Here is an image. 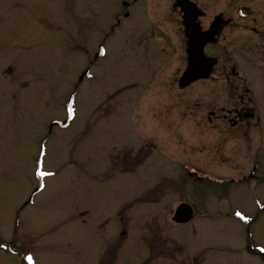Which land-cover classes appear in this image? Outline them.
<instances>
[{
	"label": "rangeland",
	"instance_id": "rangeland-1",
	"mask_svg": "<svg viewBox=\"0 0 264 264\" xmlns=\"http://www.w3.org/2000/svg\"><path fill=\"white\" fill-rule=\"evenodd\" d=\"M122 1L0 0V264H264L260 76L261 128H212L201 104L226 84L180 88V11L131 0L126 24ZM85 70L94 77L80 82ZM73 93L76 117L50 133ZM183 204L193 216L178 224Z\"/></svg>",
	"mask_w": 264,
	"mask_h": 264
},
{
	"label": "flooded vegetation",
	"instance_id": "flooded-vegetation-1",
	"mask_svg": "<svg viewBox=\"0 0 264 264\" xmlns=\"http://www.w3.org/2000/svg\"><path fill=\"white\" fill-rule=\"evenodd\" d=\"M130 1L123 0L121 2L128 9L121 14L123 19H126V24L131 22L127 20L132 16L131 9L133 5ZM139 1L141 0H134V3ZM190 1L200 11L195 18V22L199 26L201 42L203 43V61L205 63L209 60L210 63L214 62L209 72L211 74L198 81L217 83L219 82L218 78H220L218 75H221L226 84V88L221 94L215 92L214 95L210 96L209 105L201 104L204 108L203 121L206 124L216 122L215 125H211L212 128L224 123L232 133V129H241L245 122H247V131L253 126L251 121H256L254 122L255 128H261L260 118L255 113L259 104L253 100V93H251L253 87H251V84L255 77L260 76L259 81L264 86V0H229V6L226 5L227 8H222L217 13L209 12L204 0H199V3L196 0ZM171 6L174 11L181 10L177 7V0H171ZM179 15L181 18L177 19L174 24L178 32L180 30L182 34L185 48L184 64L187 68L190 64L189 31L184 13L180 11ZM122 21L121 18H117L115 24L111 27V31L114 32L116 28L120 27ZM151 35L153 36L154 33ZM127 42H129V39L124 41V51L127 50ZM137 45L140 47L142 45L141 41ZM99 46V50L103 49L102 56H107L106 47L102 44ZM95 55L96 61L98 57H102L99 51ZM244 64L251 67L250 75H247L243 70ZM202 98L206 99L205 92ZM232 103H235V105L231 110H225L221 106ZM239 105L241 107L238 109ZM246 134L248 135V133ZM123 168H126V166L124 165L122 170ZM125 171L126 169L123 172Z\"/></svg>",
	"mask_w": 264,
	"mask_h": 264
},
{
	"label": "water",
	"instance_id": "water-1",
	"mask_svg": "<svg viewBox=\"0 0 264 264\" xmlns=\"http://www.w3.org/2000/svg\"><path fill=\"white\" fill-rule=\"evenodd\" d=\"M177 3L185 15L190 39V64L180 81V87L185 88L194 81L208 76L214 62L210 63L209 60L205 63L203 61V43L201 42L199 26L195 22L197 14L200 13L197 6L189 0H177ZM192 216V208L187 204H183L177 210L174 220L176 223L183 224L190 221Z\"/></svg>",
	"mask_w": 264,
	"mask_h": 264
},
{
	"label": "snow or ice",
	"instance_id": "snow-or-ice-1",
	"mask_svg": "<svg viewBox=\"0 0 264 264\" xmlns=\"http://www.w3.org/2000/svg\"><path fill=\"white\" fill-rule=\"evenodd\" d=\"M37 174L40 176V177H44L46 175L45 172H43L41 169H38L37 170ZM237 216H240L241 219H246L245 217L242 216L241 213H236ZM261 252H264V249H260ZM27 260L29 261V264H32V257L31 256H28L27 257Z\"/></svg>",
	"mask_w": 264,
	"mask_h": 264
}]
</instances>
